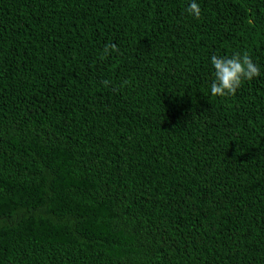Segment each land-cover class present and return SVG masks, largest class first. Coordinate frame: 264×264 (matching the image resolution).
<instances>
[{
    "label": "trees",
    "instance_id": "obj_1",
    "mask_svg": "<svg viewBox=\"0 0 264 264\" xmlns=\"http://www.w3.org/2000/svg\"><path fill=\"white\" fill-rule=\"evenodd\" d=\"M190 2L0 0V264H264V0Z\"/></svg>",
    "mask_w": 264,
    "mask_h": 264
},
{
    "label": "clouds",
    "instance_id": "obj_2",
    "mask_svg": "<svg viewBox=\"0 0 264 264\" xmlns=\"http://www.w3.org/2000/svg\"><path fill=\"white\" fill-rule=\"evenodd\" d=\"M186 12L197 20L201 18V8L196 0H191ZM112 52H119L117 45H105L103 56L107 58ZM210 60L214 69L210 93L214 97L234 96L246 81H251L261 75L260 66L253 61L248 51L235 52L230 56L212 55ZM102 83L107 86L109 81L105 80Z\"/></svg>",
    "mask_w": 264,
    "mask_h": 264
}]
</instances>
